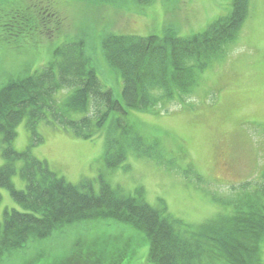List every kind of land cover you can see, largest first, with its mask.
I'll list each match as a JSON object with an SVG mask.
<instances>
[{
    "label": "rangeland",
    "instance_id": "obj_1",
    "mask_svg": "<svg viewBox=\"0 0 264 264\" xmlns=\"http://www.w3.org/2000/svg\"><path fill=\"white\" fill-rule=\"evenodd\" d=\"M231 3L232 0H0V16L21 9L27 10V18L37 14L51 19L50 37L44 32L8 38L0 35V88L17 77L39 73L52 59L55 48L77 40L84 41L89 65L101 88L120 100L121 77L104 58L102 39L109 35L161 37L166 26L177 37L186 39L228 15ZM233 37L234 41L198 72L191 90L182 95L183 102L165 103L162 110L158 106L148 114L129 111L122 116L113 112L142 138L139 145L128 146L126 157L116 169L109 170L104 164V132L82 139L73 130L43 120L36 126L41 142L35 143L24 119L14 131L12 148L17 153L28 148L34 159L46 162L50 172L82 191L97 194L102 182L130 196L140 190L146 204L164 209L168 218L186 227L197 228L223 215L230 216L235 206L240 208V202L250 200V196L264 204L260 201L264 197L254 194L264 174V0H250L247 19ZM68 93V88L55 92L56 104ZM89 107L86 113L70 117L99 118V108ZM108 118L103 125L110 122ZM108 133L118 136V132ZM3 163L0 148V166ZM20 167L17 162V172ZM17 172L12 184L23 190L25 184ZM12 209L20 210L8 192L0 188V225H4V213ZM128 241L135 255L128 262L126 256L118 257V264H152L147 261L148 241L141 231L100 218L65 225L22 253L29 251L28 255H32L40 250L50 255L76 248L77 258L90 260L89 252L100 247L105 258L96 257L94 263L108 264L118 248H127ZM260 245V264H264V241ZM9 257L5 264L24 259Z\"/></svg>",
    "mask_w": 264,
    "mask_h": 264
},
{
    "label": "trees",
    "instance_id": "obj_2",
    "mask_svg": "<svg viewBox=\"0 0 264 264\" xmlns=\"http://www.w3.org/2000/svg\"><path fill=\"white\" fill-rule=\"evenodd\" d=\"M249 4L250 0H232L228 15L186 39L177 37L169 26L161 37L106 36L100 43L102 54L120 74V100L113 99L109 90L101 88L89 65L84 41L77 40L55 48L52 59L39 73L17 77L1 86L0 148L4 163L0 166V188L8 192L20 210L12 209L3 215L0 263L5 264L9 256H18L24 259L17 264H89L91 261L95 264L96 257L105 258L100 247L89 250L90 260L77 258L76 248L69 253L50 255L40 250L32 255H28L29 251L22 252L29 245L32 247L33 243L61 231L65 225L98 218L141 231L148 241L147 261L152 264L261 263L264 204L257 203L253 196L240 202V208L235 206L230 216L223 215L197 228L186 227L181 221L168 218L164 209L157 210L146 204L140 190L130 196L102 182L97 194L82 191L50 172L46 162L34 159L28 148L17 153L11 145L17 125L24 119L35 143L41 142L36 126L43 120L64 130H73L82 139L104 132L107 137L104 164L109 170L116 169L126 157L128 146L139 145L142 138L123 117H116L113 112L122 116L129 111L148 114L158 106L162 110L165 103L177 102L176 98L181 101L182 95L188 94L195 84L198 72L233 42V36L247 18ZM26 12L20 10L0 16V35L8 38L26 32H44L50 37L51 19L37 14L27 18ZM63 88H68L69 93L56 104L53 96ZM91 105L99 108V118H71L73 113H86ZM107 118L110 122L103 125ZM108 132H118V136ZM17 162L21 163L19 172ZM15 172L25 184L23 190H17L12 184ZM259 182L260 187L254 194L264 197V174ZM122 248L115 251L108 264H118V257L126 256L125 262L134 257L129 241L124 251Z\"/></svg>",
    "mask_w": 264,
    "mask_h": 264
}]
</instances>
